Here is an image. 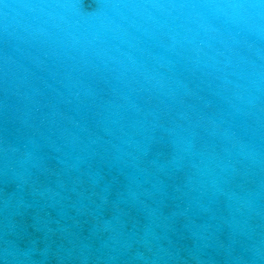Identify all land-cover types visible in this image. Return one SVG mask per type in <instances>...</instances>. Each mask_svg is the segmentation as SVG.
I'll list each match as a JSON object with an SVG mask.
<instances>
[{
    "label": "clouds",
    "instance_id": "obj_1",
    "mask_svg": "<svg viewBox=\"0 0 264 264\" xmlns=\"http://www.w3.org/2000/svg\"><path fill=\"white\" fill-rule=\"evenodd\" d=\"M45 149L64 157L61 186L62 173L81 189L62 207L107 237L82 243L64 225L41 249L33 205L0 186V264L264 261V0H0V177L53 200L39 182ZM129 168L152 181L141 195L188 202L135 240L83 203L109 177L139 189ZM129 194L131 211L143 201ZM190 209L218 227L184 235Z\"/></svg>",
    "mask_w": 264,
    "mask_h": 264
},
{
    "label": "water",
    "instance_id": "obj_2",
    "mask_svg": "<svg viewBox=\"0 0 264 264\" xmlns=\"http://www.w3.org/2000/svg\"><path fill=\"white\" fill-rule=\"evenodd\" d=\"M90 10V9H89ZM51 82V81H49ZM49 153L51 159L45 156L48 166L51 169V174L45 173L39 176V182L48 190L49 194H55L53 200H39L36 201L32 196L27 194V189L23 186L17 187L15 183L10 181L11 173L6 177H0V186L3 187L5 193V198H24L28 203L32 204V209L28 210L26 214V220L29 225L28 233L31 238L36 241L39 248L43 249L46 244H52L53 249H55L61 241V226H68L74 236H79L82 243L93 242L95 244H102L105 242L107 234L103 238H97L92 233L91 224H84L85 217L78 216L76 210L70 206H63L70 204L71 201L77 200V193L81 191L80 187H76V191L73 192V184L67 177H64L61 173V178L66 185L62 187L61 183L58 182L56 172L63 168L62 161L64 157L60 156L58 153L49 152L48 149L44 150ZM72 161L70 160L69 163ZM159 164H163V160L157 161ZM127 176L129 178L135 177L141 184L139 189L136 188L135 184H129V179L120 177L116 180H112L111 177L108 180H112L111 183L108 180H101L100 186L96 188H88L84 191L83 195L85 200L83 203L87 204L89 208H92L95 215L101 218L103 222L116 226L117 219H119L123 224V231L132 239L135 240L137 236H143L145 232L149 234L155 230L157 233L161 232V229L156 227V222L160 216H167L172 220L171 213L174 211H182L187 205V201L181 202L175 200V194L170 191L164 196L163 200L159 197L153 200L148 195H141L142 192L147 191L148 193H154L155 189L152 186V181L144 182V177L135 173L131 168L127 169ZM129 187L132 191L136 192L139 199L143 201L142 204H137L135 209L129 211V203L131 197L129 194ZM196 196V193L192 194ZM106 198L107 202H104ZM60 203H57V202ZM179 204V209L176 205ZM118 206L127 215H121L117 211ZM195 205H193V208ZM189 218V222L186 223L182 232L186 236H190L191 239H195L191 236V233H196L198 235V230L201 225L208 226L212 225L213 230H215L218 225L214 221L210 214L203 211H193L190 209L186 213ZM72 220H78L84 225L83 229L73 226ZM59 222V224L57 223ZM52 229V232H48V229ZM86 238V239H85ZM224 243L227 244L228 241L225 237H221ZM110 243V242H109ZM197 245L200 244L199 240H196ZM143 248L136 247L135 251H143ZM63 255V253H62ZM124 261L128 264H143L142 261H135L131 259V254L124 255L122 257ZM48 264H60L55 259H52ZM63 264H79L78 261H64ZM119 264V262H117ZM256 264H264V261L257 260Z\"/></svg>",
    "mask_w": 264,
    "mask_h": 264
}]
</instances>
